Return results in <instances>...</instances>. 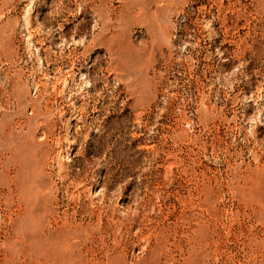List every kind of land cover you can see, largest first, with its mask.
<instances>
[{
  "label": "rangeland",
  "instance_id": "374dc122",
  "mask_svg": "<svg viewBox=\"0 0 264 264\" xmlns=\"http://www.w3.org/2000/svg\"><path fill=\"white\" fill-rule=\"evenodd\" d=\"M0 264H264V0H0Z\"/></svg>",
  "mask_w": 264,
  "mask_h": 264
}]
</instances>
